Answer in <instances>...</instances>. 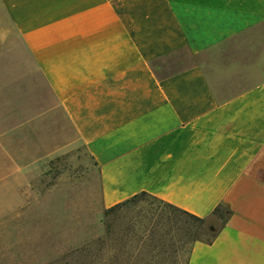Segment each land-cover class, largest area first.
<instances>
[{"label":"crops","instance_id":"0c3cea01","mask_svg":"<svg viewBox=\"0 0 264 264\" xmlns=\"http://www.w3.org/2000/svg\"><path fill=\"white\" fill-rule=\"evenodd\" d=\"M0 10L14 32L2 35L0 20V218L52 157L81 145L105 207L145 191L200 217L229 208L186 264H264V70L227 96L210 77L214 49L264 29V0Z\"/></svg>","mask_w":264,"mask_h":264},{"label":"rangeland","instance_id":"374dc122","mask_svg":"<svg viewBox=\"0 0 264 264\" xmlns=\"http://www.w3.org/2000/svg\"><path fill=\"white\" fill-rule=\"evenodd\" d=\"M0 20L2 35H14L1 10ZM248 34L210 55L216 66L210 77L220 96L264 70V29ZM159 206L158 199L143 195L106 216L98 169L74 145L52 157L33 177L27 200L0 218V264H186L193 240L181 238L179 227L192 226L199 240L209 241L223 222L218 214L204 223L170 213L172 219L161 218ZM220 212L227 216V206Z\"/></svg>","mask_w":264,"mask_h":264},{"label":"trees","instance_id":"16d2710c","mask_svg":"<svg viewBox=\"0 0 264 264\" xmlns=\"http://www.w3.org/2000/svg\"><path fill=\"white\" fill-rule=\"evenodd\" d=\"M143 195H149V194L145 191H142V192L136 193V194L132 195L131 197L124 199V200H122V201H120V202H118L112 206L107 207L105 210V215L108 216V215H110V213H112L115 210L131 207ZM154 198H156V197H154ZM156 199H158V198H156ZM158 200L162 205V206H159L157 208V212L159 213L161 218L166 216L168 219H172L170 214H173V216L184 215V216L188 217L189 219H192L194 221H199L200 223H204L210 216L218 214L219 217L223 220L222 224L220 225V227H221L223 225V223L227 220V217L229 215V213H228L227 216H224L220 212L221 206H217L211 215H209L207 217H200V216L195 215V214H193V213H191L185 209H182L180 207L172 205L166 201H163L161 199H158ZM228 211H229V208H228ZM220 227L217 230H215L213 238L215 237V235L219 231ZM179 228H181V230H182V233H180L181 238H184L185 240H193V241L199 240V238H197L198 233H197L196 229H194V227L188 226L187 228L184 229L183 227L180 226Z\"/></svg>","mask_w":264,"mask_h":264}]
</instances>
